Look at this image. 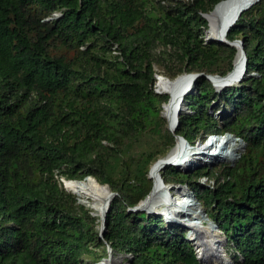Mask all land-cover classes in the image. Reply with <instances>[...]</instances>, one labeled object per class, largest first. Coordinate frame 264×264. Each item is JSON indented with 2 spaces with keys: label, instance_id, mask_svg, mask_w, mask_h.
Segmentation results:
<instances>
[{
  "label": "trees",
  "instance_id": "16d2710c",
  "mask_svg": "<svg viewBox=\"0 0 264 264\" xmlns=\"http://www.w3.org/2000/svg\"><path fill=\"white\" fill-rule=\"evenodd\" d=\"M220 1L0 0V264L99 262L108 245L131 254L127 264H202L184 225L129 208L150 193L149 166L178 136L193 145L226 132L246 142L234 165H168L161 176L187 185L225 233L234 264H264V0L228 31L247 68L218 91L208 75H226L238 52L205 40L203 14ZM155 64L171 79L203 73L173 131ZM211 108L224 112L219 120ZM142 133L148 140L115 175ZM87 176L116 192L103 237L101 218L61 180Z\"/></svg>",
  "mask_w": 264,
  "mask_h": 264
},
{
  "label": "bare ground",
  "instance_id": "6f19581e",
  "mask_svg": "<svg viewBox=\"0 0 264 264\" xmlns=\"http://www.w3.org/2000/svg\"><path fill=\"white\" fill-rule=\"evenodd\" d=\"M250 1L252 0H223L221 3H219L213 13L209 15L210 24L206 33L207 37L209 39L218 40L223 39L224 36L226 37L228 33L227 27ZM243 70L244 61L240 54H238L234 62V67L231 71L224 75V77H214L213 80L216 88L221 90L226 86L239 83L240 76L243 74ZM244 76L245 75H243V77ZM189 86H191V89L188 91V93L193 89L194 86L191 85V77L187 76L186 73H183L174 79H168L167 77L160 75L157 80V88L159 92H166L169 94V100L165 104L164 112L171 124L174 123L177 110H183L185 106L186 94L184 95L183 92ZM173 126L174 125H171V128L175 129ZM228 134L229 133H227V136L225 135V139L219 138L218 140L216 139L214 141H223L222 149H224V144L226 142H230L232 144L235 141V138ZM185 143L180 140L177 145H175L166 155L158 158L151 164L149 176L153 179V188L150 194L143 199L142 203L140 204V208L143 209V211H152L164 214L167 221H172V219L168 218V216H170V211L173 217H180V215H182V218H179L182 221H178V223L188 228L189 239L196 246V248L202 247V251H198L199 257L209 260L211 264H216V260L218 259H220L223 264H228L220 251L219 241L222 240L221 232L217 229L213 220L209 219L200 204L195 202L196 198L194 197L193 193L191 191H189L190 193L188 192V187V189L186 187H171L162 179L161 171L164 170L168 165H172V162L176 163L177 166L188 167L192 164V159L189 160L188 155H191L192 153H204V147L202 145L198 146L199 149L195 147L194 149L190 150V152L186 151L187 147L184 148L185 146L183 145ZM240 147L241 144H236V146L230 150L229 153H231L232 157H239ZM222 149L219 152L216 151L219 154L218 157H216L217 153L215 154V152L209 154L213 157L215 156L216 158H219L221 157L220 153H222V155L228 153L223 152ZM64 184L66 185L67 189L79 197L81 202H84L86 205L91 207L95 214L99 216V218L104 215L106 203L109 199H111L110 188L108 186L100 183L93 176H87L84 181L80 179L66 178ZM175 189H177L179 197L174 195L172 190ZM169 193H171V198ZM164 194L166 196V201H163V203L162 201L155 203L157 197L159 198L160 195L162 196ZM170 203L172 205H170ZM194 203L196 204V209L194 211L195 215L194 217H189L188 219L186 215L191 214L190 210L195 206ZM179 208H182V211H184L185 215L181 210H179ZM164 211L167 214L164 213Z\"/></svg>",
  "mask_w": 264,
  "mask_h": 264
},
{
  "label": "rangeland",
  "instance_id": "374dc122",
  "mask_svg": "<svg viewBox=\"0 0 264 264\" xmlns=\"http://www.w3.org/2000/svg\"><path fill=\"white\" fill-rule=\"evenodd\" d=\"M162 48L160 47V48H157V51H159V50H161ZM155 68H156V70L157 71H162V74H157L156 76V78H157V80H158V78H159V76L160 75H162V76H165V77H167L166 75H165V73H163V71H164V68L160 65V64H155ZM181 75V74H180ZM179 76V75H178ZM176 78V77H175ZM171 79V78H170ZM174 79V78H173ZM157 80H156V84H155V89H156V91L157 92H159V90H158V88H157ZM238 84V83H237ZM236 85V84H235ZM218 91H220V89H217ZM159 93H162V94H167L168 95V97H169V94L168 93H166V92H159ZM166 104V103H165ZM165 104H163V110H162V112H161V115L162 116H164V118H165V120H166V122H167V126H168V128L169 129H171L170 127H169V119H168V117L165 115V112H164V110H165V108H164V106H165ZM182 111H188V106L186 105V101H185V106H184V108H183V110ZM210 111V113L212 114V115H214V117L215 118H217L218 120H219V118H220V116L224 113L221 109H219V110H213L212 108L209 110ZM172 131L174 130V129H171ZM228 135H232L234 138H237V136L236 135H234V134H232V133H229ZM226 136H227V134H226ZM207 137V139L209 138L208 136H206ZM222 138V137H221ZM220 138V139H221ZM226 137H224L223 139H225ZM219 139V137L217 138V140ZM148 140V134H146V133H142L141 135H140V137H139V139L131 146V147H128V148H126L125 149V151L120 155V157H119V159L115 162V165H114V174L116 175V174H118V172L120 171V169L123 167V165H124V161H128V160H130V158L132 157V156H134V155H136L137 154V152H138V150L140 149V147L143 145V144H145L146 143V141ZM180 140H182L183 141V139L181 138V137H177V142H176V145H177V143L180 141ZM238 140H239V142H240V144H241V147H240V155H239V157L238 158H235V161H227L224 157H219V158H216L215 156L213 157L212 155H210L209 153V151L206 153V154H204V153H202V154H198V155H196L193 159H192V164H191V166H188V167H185V166H179L178 168L180 169V170H183V171H188V172H190V171H193V170H195L198 166H200V165H202L203 163H207V164H209V165H219V164H223V163H228V164H230V165H234L237 161H238V159L240 158V156L245 152V150H246V142L241 138V140L239 139V137H238ZM215 140H213L212 141V139L209 141V143H210V147H214V149H213V151L216 153V151L218 152L219 151V145H220V143L221 142H218V141H216V142H214ZM184 143L186 142V141H183ZM223 142V141H222ZM202 142H200L199 143V141L198 142H196V144H193V146H196V145H199V144H201ZM228 143H230V142H226L224 145V149H222V147H223V145H222V143H221V149H222V151H224V150H226L227 148H228V146H226V144H228ZM231 144V143H230ZM185 147L184 148H186L187 147V150H192V149H194V147H190L191 145H190V143H188V142H186L185 144H183ZM226 148V149H225ZM210 148L208 147V150H209ZM186 168V169H185ZM149 169H150V166H149ZM148 169V177L152 180V182H153V179L149 176V172H150V170ZM86 178V177H85ZM85 178L84 179H82V181H84L85 180ZM65 179L66 178H64V177H61V180L63 181V186L67 189V187H66V185L64 184V181H65ZM201 181L203 182V183H207V184H213V181H208L207 180V178L206 177H203L202 179H201ZM168 185H170L171 187L173 186H175L176 188H182V187H186V186H182L181 184H173V183H169ZM187 188V187H186ZM188 189V188H187ZM68 191H70L69 189H67ZM173 192H174V195L176 196V197H179V193H178V191H177V189H175V190H172ZM190 191V189H188V192ZM71 193H73L72 191H70ZM190 193V192H189ZM76 197H77V199H78V202L80 203V204H83V205H85L86 207H88V208H91V207H89L88 205H86L84 202H81L80 200H79V197L75 194V193H73ZM163 194V193H162ZM166 194V193H165ZM165 194L164 195H160L159 196V198L157 197V199L155 200V203H157V202H161L162 201V203H163V201H166V196H165ZM192 194V193H191ZM169 196H170V198H171V193H169ZM195 197V196H194ZM196 198V197H195ZM159 199V200H158ZM112 200V199H111ZM195 202H197V204H200V206L201 207H203L202 205H201V203L197 200V199H195ZM195 204V203H194ZM170 205H172L171 203H170ZM178 206V205H177ZM171 207V206H170ZM179 207V206H178ZM196 207V204H195V206L194 207H192V209L190 210L191 211V214H188V215H186L187 216V218L189 219V217H194V211H195V208ZM92 209V208H91ZM202 209H204V208H202ZM93 210V209H92ZM179 210H181L182 211V208H179ZM167 211V210H166ZM189 211V212H190ZM204 211V210H203ZM183 212V214L185 215V213H184V211H182ZM186 212H188V211H186ZM164 213H166L165 211H164ZM167 214V213H166ZM169 215L170 216H168V218H170V219H172V221H168L169 223H167V227H170V225H171V223L172 224H174V225H176L177 224V222L178 221H182L181 219H179V218H182V215H180V217L179 216H175V217H173V215H171V211L169 212ZM178 217V218H177ZM208 218V217H207ZM210 219V218H209ZM187 228V227H186ZM188 229V228H187ZM189 232V231H188ZM221 235H223L222 233H221ZM220 250L223 252L222 254H223V256L225 257V260H226V262L228 263V264H234V262H233V260H232V258H231V256H230V252L229 251H227L228 250V246H227V241H223V243H222V245L220 246ZM226 254H227V256H226ZM228 259V260H227ZM230 261V262H229ZM127 258L126 257H124L123 259H122V261H121V264H127ZM103 263V260L102 261H99V262H95L93 259H91V258H89V257H84V264H102ZM106 263V262H105ZM106 264H108V262L106 263ZM216 264H223L222 262H221V260L220 259H218V260H216Z\"/></svg>",
  "mask_w": 264,
  "mask_h": 264
},
{
  "label": "water",
  "instance_id": "95a60500",
  "mask_svg": "<svg viewBox=\"0 0 264 264\" xmlns=\"http://www.w3.org/2000/svg\"><path fill=\"white\" fill-rule=\"evenodd\" d=\"M223 1V0H222ZM222 1H220L219 3H221ZM257 2H259V0H252V1H250L241 11H240V13L238 14V16L229 24V26L227 27V32L230 30V28L234 25V23L238 20V18H239V16L244 12V11H246V10H248L249 8H251L254 4H256ZM219 3H217L216 5H215V7L213 8V10H211L210 12H206V13H204L203 15L208 19V21H209V15L211 14V13H213V11L215 10V8L217 7V5L219 4ZM210 24V23H209ZM205 40L206 41H210V40H218V39H209L208 37H207V35L205 36ZM218 41H220V42H226V43H228V44H230V45H233V46H236L237 47V49H238V52H237V55L238 54H240V56L243 58V61H244V70H243V74L240 76V81L242 80V78H243V75L245 74V72H246V68H247V56H246V53H245V50H244V48H243V45H242V41L241 40H234V41H230V40H228L227 39V37H223V39H221V40H218ZM186 75L187 76H190L191 77V85H195V81H196V79H197V77L198 76H200V75H203V73H186ZM214 77H224V76H221V75H219V74H209L208 75V78L212 81V84L214 85V87L216 88V86H215V84H214ZM168 79H170L169 77H167ZM239 81V82H240ZM191 89V86H189L187 89H185V91L183 92V94L185 95V94H187L188 93V91ZM217 89V88H216ZM183 95V96H184ZM183 98V97H182ZM164 108H165V106H164ZM181 112H182V110H180V109H178L177 110V112H176V115H175V119H174V123H170L169 122V127L171 128V125H174L173 126V128H176V126L178 125V123H179V117H180V115H181ZM172 129V128H171ZM178 137H180V136H178ZM182 139H183V141H186L187 142V140L185 139V138H183V137H181ZM199 143H200V141H199ZM191 145V144H190ZM199 145H201V144H199ZM172 165H176V163H174V162H172L171 163ZM163 179V178H162ZM164 181V180H163ZM104 185H106V186H108L109 188H110V186H109V184L108 183H105ZM183 186H186L187 187V185L186 184H183ZM151 192V191H150ZM115 194H116V192H114L111 188H110V195H111V199L115 196ZM150 194V193H149ZM148 194V195H149ZM147 195V196H148ZM146 196V197H147ZM145 197V198H146ZM111 199H109L108 201H107V203H106V206H105V212H104V215L103 216H101V222H100V236L101 237H103L104 236V233H105V230H106V212L108 211V208H109V204H110V201H111ZM142 201L143 200H141L137 205H135V206H133V207H130L129 208V211H143V209H141L140 208V204L142 203ZM147 213H158V212H152V211H146ZM204 212H205V210H204ZM206 213V212H205ZM161 214V213H160ZM167 220V219H166ZM214 222V221H213ZM214 224H215V226L217 227V229L223 234L221 237H222V240H220L219 241V243H220V246L222 245V243H223V241H227V237H226V235H225V233H223V231L220 229V227L218 226V224L216 223V222H214ZM187 239L190 241V239H189V236H188V233H187ZM191 242V241H190ZM195 246V245H194ZM195 249H196V255H197V257H198V259H199V261L202 263V264H211L210 263V261L209 260H207V259H202V258H200L199 257V255H198V251H202V247H199V248H196V246H195ZM221 251V250H220ZM223 252L221 251V254H222ZM124 257H127V258H129V257H132V255L131 254H126V255H114V253H113V251H112V248H111V246L110 245H108V256L106 257V258H104L103 259V263L102 264H106L107 262H108V264H112V262H113V264H121V261H122V259L124 258ZM102 261V260H101ZM127 261H128V259H127ZM106 262V263H105ZM128 263V262H127Z\"/></svg>",
  "mask_w": 264,
  "mask_h": 264
},
{
  "label": "built area",
  "instance_id": "2783aa9c",
  "mask_svg": "<svg viewBox=\"0 0 264 264\" xmlns=\"http://www.w3.org/2000/svg\"><path fill=\"white\" fill-rule=\"evenodd\" d=\"M114 52L115 53H117L118 51L117 50H114ZM228 132H226V133H211V134H208V140L210 141L211 139H213V140H216L218 137L219 138H221L222 137V139L225 137V135L227 134ZM214 137V138H213ZM239 139L241 140V138L239 137ZM221 143H222V141H220ZM221 143H220V147H219V151H221ZM236 144H240V142H239V140H238V136H237V138H235V141H234V143H232V144H230V143H228V144H226V146H228V148L226 149V150H224L223 152H228L227 154H224V155H222V153H220L221 155V157H224L227 161H235V158L234 157H232L231 156V153H229L230 152V150H232L235 146H236ZM198 145H196V146H193V145H191L190 147H197ZM218 151V152H219ZM217 153V152H216ZM215 153V154H216ZM219 156V154L217 153V156L216 157H218ZM220 157V158H221Z\"/></svg>",
  "mask_w": 264,
  "mask_h": 264
}]
</instances>
